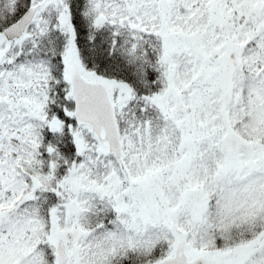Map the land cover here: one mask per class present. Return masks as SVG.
Listing matches in <instances>:
<instances>
[{
    "label": "snow or ice",
    "instance_id": "obj_1",
    "mask_svg": "<svg viewBox=\"0 0 264 264\" xmlns=\"http://www.w3.org/2000/svg\"><path fill=\"white\" fill-rule=\"evenodd\" d=\"M0 264H264V0H0Z\"/></svg>",
    "mask_w": 264,
    "mask_h": 264
}]
</instances>
